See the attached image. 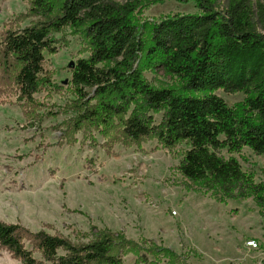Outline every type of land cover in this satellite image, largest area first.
<instances>
[{
	"label": "trees",
	"instance_id": "trees-1",
	"mask_svg": "<svg viewBox=\"0 0 264 264\" xmlns=\"http://www.w3.org/2000/svg\"><path fill=\"white\" fill-rule=\"evenodd\" d=\"M190 1L198 14L141 21L138 0H33L36 22L0 32V99L15 96L28 117L34 96L52 86L44 54L57 53L54 36L81 32L89 55L71 66L70 129L126 145L146 138L165 149L185 143L182 177L264 207V185L233 157L243 148L264 155V0H225L223 10L221 0ZM156 69L175 84H150L144 73ZM218 90L244 98L229 106ZM0 250L20 264H122L124 254L139 253L135 242L107 229L74 242L1 220Z\"/></svg>",
	"mask_w": 264,
	"mask_h": 264
},
{
	"label": "rangeland",
	"instance_id": "rangeland-1",
	"mask_svg": "<svg viewBox=\"0 0 264 264\" xmlns=\"http://www.w3.org/2000/svg\"><path fill=\"white\" fill-rule=\"evenodd\" d=\"M32 1L0 0V32L36 22ZM138 1L141 21L199 13L190 0ZM224 6L221 0L219 10ZM54 37L57 53L44 54L52 86L34 96L28 117L15 96L0 99V220L74 242L104 229L121 233L139 251L124 254L122 264H264V207L251 196L227 199L182 177L177 166L185 143L165 149L146 138L126 145L68 127L70 64L89 52L81 32L65 28ZM144 74L156 88L175 84L161 69ZM216 94L229 106L244 98ZM154 118L158 123L161 114ZM233 157L264 185V155L243 148ZM163 249L173 252L172 260ZM0 264L20 262L0 250Z\"/></svg>",
	"mask_w": 264,
	"mask_h": 264
},
{
	"label": "water",
	"instance_id": "water-1",
	"mask_svg": "<svg viewBox=\"0 0 264 264\" xmlns=\"http://www.w3.org/2000/svg\"><path fill=\"white\" fill-rule=\"evenodd\" d=\"M73 65H74V63H71V64H70V67L73 66Z\"/></svg>",
	"mask_w": 264,
	"mask_h": 264
}]
</instances>
